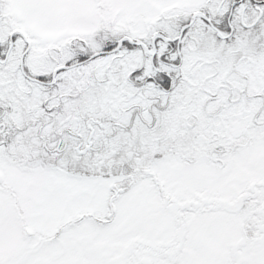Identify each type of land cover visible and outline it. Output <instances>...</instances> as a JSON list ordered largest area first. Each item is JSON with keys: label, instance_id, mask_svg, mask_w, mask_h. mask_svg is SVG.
Returning <instances> with one entry per match:
<instances>
[{"label": "snow or ice", "instance_id": "obj_1", "mask_svg": "<svg viewBox=\"0 0 264 264\" xmlns=\"http://www.w3.org/2000/svg\"><path fill=\"white\" fill-rule=\"evenodd\" d=\"M0 264H264V0H0Z\"/></svg>", "mask_w": 264, "mask_h": 264}]
</instances>
